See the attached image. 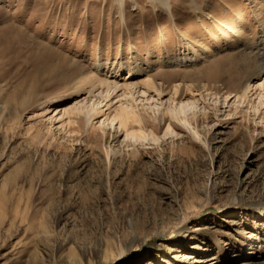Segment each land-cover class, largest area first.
Masks as SVG:
<instances>
[{"label":"rangeland","instance_id":"374dc122","mask_svg":"<svg viewBox=\"0 0 264 264\" xmlns=\"http://www.w3.org/2000/svg\"><path fill=\"white\" fill-rule=\"evenodd\" d=\"M263 36L264 0H0V264H264V92L230 95ZM147 66L193 105L136 95L141 139L62 117Z\"/></svg>","mask_w":264,"mask_h":264},{"label":"bare ground","instance_id":"6f19581e","mask_svg":"<svg viewBox=\"0 0 264 264\" xmlns=\"http://www.w3.org/2000/svg\"><path fill=\"white\" fill-rule=\"evenodd\" d=\"M262 43H264V36ZM187 63L188 61L185 60L183 66H186ZM149 67L147 66L145 69L136 67L134 70H127L124 78L117 75L118 73L114 77L109 76L98 67L95 74L76 83L71 93V96L76 97L85 95V101L79 102L70 110H65L62 117L69 115L83 117L87 125H91L95 120H98V131L104 135L105 133L112 136L124 133L126 136H132L133 138H143L142 130L146 128V122L138 110L136 95L146 93L152 95V97L156 96L158 100H162L164 96H169L168 101L176 103L180 93V87L175 86L168 90L165 89L164 84H158L150 78L148 75L150 72ZM188 91L193 93L190 89ZM253 92L263 94L264 77L259 82L247 83L242 89L230 95L238 100H248ZM190 100L193 103L196 101L194 96L190 97ZM186 103L187 105H193L190 102V104ZM186 103L179 100L175 105L181 104V107H183ZM183 112L182 110H178V113L176 111L172 116L173 119L189 128L196 136H199L196 129L192 128L191 120L182 116ZM66 124L69 125L72 122L69 121ZM171 126L172 124L169 123L167 131H171ZM64 127L65 123L62 124L61 128ZM137 127L139 131H134Z\"/></svg>","mask_w":264,"mask_h":264}]
</instances>
